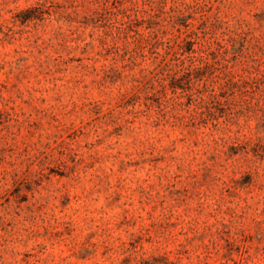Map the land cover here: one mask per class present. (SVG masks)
Listing matches in <instances>:
<instances>
[{"label":"rangeland","instance_id":"1","mask_svg":"<svg viewBox=\"0 0 264 264\" xmlns=\"http://www.w3.org/2000/svg\"><path fill=\"white\" fill-rule=\"evenodd\" d=\"M0 264H264V0H0Z\"/></svg>","mask_w":264,"mask_h":264}]
</instances>
